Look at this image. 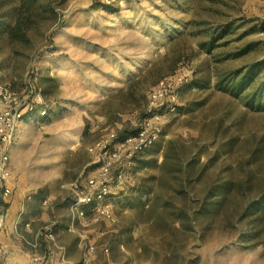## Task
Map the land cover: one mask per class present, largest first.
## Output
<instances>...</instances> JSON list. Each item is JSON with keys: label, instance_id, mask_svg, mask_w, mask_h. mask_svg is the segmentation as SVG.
<instances>
[{"label": "rangeland", "instance_id": "374dc122", "mask_svg": "<svg viewBox=\"0 0 264 264\" xmlns=\"http://www.w3.org/2000/svg\"><path fill=\"white\" fill-rule=\"evenodd\" d=\"M49 3L24 41L0 38V82L36 111L22 123L24 148L41 154L52 145L53 154L60 143L89 147L134 127L155 85L182 77L188 83L175 86L176 109L163 114L160 140L122 182L113 173L114 219L95 217L110 229L106 239L125 243L115 253L124 264H264V207L254 205L264 191V107L250 97L264 98V0ZM16 6L0 0V14ZM231 20L229 42L207 50L210 34ZM258 62L238 94L217 86ZM37 86L48 88L46 97ZM227 179L226 200L210 210ZM86 181L70 185L73 219L76 185Z\"/></svg>", "mask_w": 264, "mask_h": 264}, {"label": "crops", "instance_id": "0c3cea01", "mask_svg": "<svg viewBox=\"0 0 264 264\" xmlns=\"http://www.w3.org/2000/svg\"><path fill=\"white\" fill-rule=\"evenodd\" d=\"M22 123L10 150L14 190L6 197L0 193V264H29L34 253L48 257L51 264H124L115 253L124 250L125 243L106 239L110 229L101 221L104 218L99 221L89 211L73 219L69 212L70 185L95 176L89 144L60 143L53 154L52 145L45 148L48 152L30 153L22 143ZM114 186L107 199L111 209ZM49 223L52 237L46 236ZM29 241L40 243L33 248ZM90 245L93 253L86 249Z\"/></svg>", "mask_w": 264, "mask_h": 264}, {"label": "built area", "instance_id": "2783aa9c", "mask_svg": "<svg viewBox=\"0 0 264 264\" xmlns=\"http://www.w3.org/2000/svg\"><path fill=\"white\" fill-rule=\"evenodd\" d=\"M183 79L179 76L163 78L155 85L148 97L146 116L140 122L135 135L116 142V131H110L88 147L97 166L95 176L88 178L86 184L81 187L76 185L77 190L72 202L74 217H85L90 211L99 217L114 219L113 209L107 202L111 193L113 173L116 172L114 179L122 182L129 176L128 169L134 157L160 140L163 134L162 116L165 112L176 109L174 90L178 84L188 83ZM33 107L29 102L20 106L19 97L12 86L0 82V193L3 197L11 195L14 190L10 150L19 124L24 119L34 118L36 111ZM45 113L46 111H41L42 116ZM46 236L52 237V234L49 232ZM39 243L40 241L28 242L33 248H37ZM86 249L91 253L95 251V247L91 245L86 246ZM104 251L108 252V248H104ZM47 258L34 253L29 264H51Z\"/></svg>", "mask_w": 264, "mask_h": 264}, {"label": "trees", "instance_id": "16d2710c", "mask_svg": "<svg viewBox=\"0 0 264 264\" xmlns=\"http://www.w3.org/2000/svg\"><path fill=\"white\" fill-rule=\"evenodd\" d=\"M50 1L51 0H17L18 6L14 7L10 11H5L0 14V38H6V40L12 42L24 41L28 36V31L31 29L32 23L35 22L37 18L43 15L44 10L50 4L49 3ZM102 5H105V3H102ZM217 27L219 30L214 31L213 34H210L208 40L203 43L204 45H206L205 47L207 48V50H210V48H212V46L219 40H223L222 42L223 45L227 44L229 42L226 39L227 36L231 35V33H233L235 30L234 29L235 26L232 20L226 21L225 24L221 23ZM241 53L242 52H240L239 54ZM226 58L227 57H225L224 59ZM262 64L263 63L258 62L256 64L248 66L247 70L241 76H239L240 74L238 73V71H232L233 75L231 79L229 78L230 79L229 83L225 84L224 83L225 77H221L220 78L221 80L217 81L216 84L219 88L238 94L248 84V82L251 81L252 77L256 74L258 68ZM46 81L50 82L49 84H52L54 82V79L52 77H48ZM195 83L196 82L194 81V84ZM205 83L207 84L208 81H205ZM47 89H48L47 87H42L41 89L38 88V86L36 87V91L38 95H40L43 98L46 97L47 92L49 91ZM254 93L255 92H253L250 96L251 100L252 101L255 100L256 105L258 107H264V98L262 94H258L255 96ZM184 110L185 108L183 107H177V111H184ZM146 111H144L140 115H137V123L134 127L131 126L123 127L121 129L116 128L117 136L115 141L121 142L128 136L135 135L139 130L140 122L146 116ZM86 131H87V127L85 129V132ZM137 155L134 157V161ZM196 161L197 160L195 158L194 162ZM231 181L232 180L227 179L217 187L215 191L216 192L215 196H217V198L212 202L211 207L209 208L210 210L219 209L223 205L224 201L228 196V191ZM254 205L258 206L259 208L264 207V191L260 196L259 200Z\"/></svg>", "mask_w": 264, "mask_h": 264}]
</instances>
